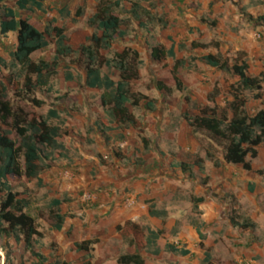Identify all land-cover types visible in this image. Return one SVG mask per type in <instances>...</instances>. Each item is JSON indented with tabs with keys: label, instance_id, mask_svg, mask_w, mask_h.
Listing matches in <instances>:
<instances>
[{
	"label": "crops",
	"instance_id": "obj_1",
	"mask_svg": "<svg viewBox=\"0 0 264 264\" xmlns=\"http://www.w3.org/2000/svg\"><path fill=\"white\" fill-rule=\"evenodd\" d=\"M132 1L140 2L143 8L158 18L162 17V13H169L168 7L172 8L174 2L164 0L165 9L152 11L145 6V2L150 0H124L121 7L125 12L131 9ZM191 1L194 0L186 3L189 5ZM232 1H235L239 11L235 24L241 26L234 41L242 40L243 36L251 40L263 37L264 40V28L251 25L243 15H263L264 1ZM82 3L79 7H83L84 15L78 17L75 13L77 24L83 23L79 18L87 16V20L94 14L97 0H82ZM185 5L182 12L177 10L169 14V22L166 19H163V23L154 20L149 25L153 28L151 35L129 15L116 12L117 16L126 19L123 26L126 36L114 43L113 51L131 48L139 53L142 62L139 69L141 83L146 75L155 78L168 68L171 74L175 59L185 60L178 76L188 84L182 82L184 92L176 90L175 100L165 88L159 91L160 84L150 88L152 91L149 93L136 90L154 100V108L149 110L148 101H142L133 110L137 122L135 128H120L110 122L100 105L101 91L86 86V71L82 65L85 60L82 58V64L79 63V56L63 59V68L57 70L59 86L54 92L52 83L44 86V94L53 92L57 97V106L51 110L58 112L56 120L62 121L60 127H68L65 131L70 136L67 140L60 137L64 154L59 155L58 163L51 164L45 182L41 177L38 182L47 185L51 197L46 209L50 226L45 233L39 228L42 237L38 240L36 252L49 261L57 257L69 264H118L119 256L138 254L144 264H264V177L259 174L257 164L252 162L256 159L251 161V171L226 164L223 155L217 158L218 165L215 166L206 158V150L201 149L197 137L182 117L188 108L182 99L184 94L203 108L195 93L199 87L203 90L205 86L199 83L197 87H192V79L188 78L201 80V74L207 69L232 80L230 85L236 82L229 75L193 60L206 54L202 48L191 49L193 43L202 42L191 38L188 44L182 40L176 41L172 36H159V31L176 28L179 23L187 34L194 31L191 27L195 23L197 26L207 24L213 30L219 28L220 24L213 20H209V24L203 22L204 19L208 21V16L202 15L204 9L195 4ZM64 12L57 10V15L61 16ZM51 21L65 29L56 17ZM211 22H215V26ZM87 28L86 40L82 45L88 43V37L93 32ZM243 28L246 32H242ZM132 31L137 34L135 41L130 36ZM12 34L2 38L7 39ZM14 35L17 45V36ZM155 43L163 44L167 50L172 49L175 59L155 62L150 50ZM216 44L220 51L218 42L209 45ZM251 48L246 62L249 73L256 76L264 73V41L254 43ZM208 52L215 53L216 50L210 47ZM225 56L231 58L230 54ZM110 72L111 78L116 81L117 73L113 69ZM103 73L109 74V70L104 69ZM229 86L223 83L221 88L223 106ZM204 103H207L205 99ZM62 130L63 127L61 134ZM71 143L75 148L73 154L68 152ZM262 149L264 147L260 148L258 158L262 155ZM195 155L203 160L201 169L190 158ZM103 156H110V162H103ZM182 164H190L191 171L185 172ZM53 201L60 202L59 214L63 218L60 230L55 229L54 220L49 215V206ZM31 216L39 224V216ZM127 222L138 225L145 235L148 229L163 233L155 244L148 245L144 239L142 249H139L132 236L124 237L118 230ZM2 240L5 245L6 241ZM83 242H89L87 251L75 247ZM9 244L11 249L22 248V252L26 251L23 245H17L12 240ZM3 245L0 246V264H6ZM167 246L188 251V254L171 253L167 251ZM155 249H158V253H151ZM26 254L31 256V264H47L40 262L29 251ZM22 263L17 261L15 264Z\"/></svg>",
	"mask_w": 264,
	"mask_h": 264
},
{
	"label": "trees",
	"instance_id": "obj_2",
	"mask_svg": "<svg viewBox=\"0 0 264 264\" xmlns=\"http://www.w3.org/2000/svg\"><path fill=\"white\" fill-rule=\"evenodd\" d=\"M8 0H0V36L7 37L14 33L17 36V45L10 51L9 58L0 57V75L8 72V83L11 84L17 100L30 102L40 107L43 102L32 96L36 90L44 91V86L49 79L56 75L57 70L63 65V59L76 55L79 63L86 71V86L101 91L100 105L111 123L120 128H135L137 122L133 110L139 107L142 101H148L147 108L152 110L154 100L136 91L141 84L139 73L142 65L139 53L131 48L121 52L113 51V45L126 34L123 26L126 19L117 16L116 12L129 15L138 26L147 34H153L154 20L163 23L162 17L151 14L150 10L143 8L138 1H132L131 9L126 11L121 7V0H97L94 14L87 18V26L93 30L88 37V43L78 48L67 44L65 29L57 26L54 21L46 24L39 23L32 18H18L14 8L6 4ZM48 0H17L16 7L20 11L29 13H46ZM76 15H84L83 7H78ZM245 19L255 27L264 28V14L253 17L243 14ZM209 24V20H203ZM215 26V22H211ZM55 45V54L51 62L40 60L34 62L32 55ZM213 47L216 52H208ZM202 48L206 54L194 61L229 75L236 82L229 86L225 105L219 107L200 108L198 103L183 95L187 111L183 119L191 127L194 135L204 134L215 143L223 152L226 164L240 166L245 171L252 170V160L259 156L260 148L264 147V73L251 75L249 66L243 54L229 58L215 46L193 43L191 49ZM151 57L157 63H163L168 58H174L172 49L167 50L161 43L150 46ZM185 60L174 61L173 75L175 86L181 93L184 87L178 76L179 69ZM109 70L104 74L103 70ZM112 69L117 73L115 81L110 76ZM159 91L164 86H158ZM8 86L0 83V238L6 241L2 250L7 255L6 264L12 262V251L9 242L12 240L17 245H23L26 251L36 256L40 262L47 264H69L55 257L51 261L36 252L38 240L42 237L38 222L27 213L30 200L23 197L20 189L24 187L23 181L32 183L40 182L44 174L55 161V152L63 150L60 142L61 127L51 124L58 119V112L50 110L46 118H29L24 111L8 98ZM259 103L260 108L252 114L248 109L249 97ZM63 101V98H60ZM206 158L215 166L218 162L215 155L206 151ZM203 160L197 159L194 165L201 169ZM185 172L191 171L190 164H182ZM60 202L53 201L49 206V215L54 220V227L61 229L63 218L59 214ZM124 237H133L139 249H142L143 240L146 244H155L163 233L148 229L145 232L136 224L127 222L118 228ZM89 242L76 244L78 250H88ZM167 251L175 254L186 255L188 251H179L173 246H167ZM151 253L157 254L158 249ZM1 259V256H0ZM118 264H144L143 258L138 254H124L118 257ZM23 264V263H22Z\"/></svg>",
	"mask_w": 264,
	"mask_h": 264
},
{
	"label": "rangeland",
	"instance_id": "obj_3",
	"mask_svg": "<svg viewBox=\"0 0 264 264\" xmlns=\"http://www.w3.org/2000/svg\"><path fill=\"white\" fill-rule=\"evenodd\" d=\"M16 1L17 0H8L6 2L7 5L10 7L14 8L17 14L18 18L22 17H29L34 19L35 21L39 23H45L51 20H55V17L57 20L62 22L60 25H63L66 30V36L68 38V44L71 46L77 48L84 41L86 40V30L87 25L85 23L86 17L84 18H79V21L83 22L82 24H77V20L75 17L76 9L79 6H82V0H48V10L46 13H41V12H35V13H29L25 11H20L16 7ZM122 2L124 0H121ZM188 0H174L173 5H171L172 8L168 7V12L165 14H161L162 18L167 20L169 22V14H174L177 10L179 12H182V6L183 4H186L185 6H190V4H195V6H199L204 11L202 12V15H207L208 20H213L215 22H218L219 28L217 30H213L211 27H209L207 24L201 26L200 24L197 26V24H192V30L194 29L191 35V33L187 34L186 29L183 28L182 24L179 23V25L176 28L170 27L169 30L163 32L159 31L158 34L161 38H165L167 36H172L176 41H184V42H189V40L195 39L198 40L199 42H202V44H210L214 42H218L221 46L220 52L225 54V55H231V58L236 57L238 54H243L245 57H243V60L249 59V54L252 52V46L254 43L260 44L263 40V37L261 39H255L251 40L249 38H244L243 36L242 40L238 39L237 41H234L233 38L238 34L237 31H240L239 27L241 28L240 24H235L237 19H238V8L235 4V1L232 0H194L191 1V3L188 5L186 2ZM261 0H257L259 2ZM264 1V0H263ZM201 2V3H199ZM161 3V4H160ZM87 2L84 4L85 6V13H87ZM197 4V5H196ZM127 6V4H126ZM145 6L150 8L152 11L156 10L157 8L160 9H165V4L164 0H150L145 2ZM153 6H156L153 8ZM167 6V5H166ZM57 10H65L61 16H58ZM72 10V11H71ZM89 14V13H88ZM159 16V15H158ZM76 24V25H75ZM237 30H234V29ZM251 31V30H249ZM242 32H246V30H242ZM250 34V32H247ZM133 38V41L136 40L137 34L132 31L131 35ZM167 40V38H166ZM187 42V43H188ZM189 44V43H188ZM16 45V38L15 35L12 34L10 37L7 39H4L0 36V57L4 59L9 58V53L15 48ZM209 45V46H210ZM55 53V46L52 45L49 48L38 51L32 55V60L34 62H38L40 60H44L47 62H51L53 60V56ZM262 58V57H259ZM264 58V57H263ZM167 65L171 66L169 63ZM166 65V66H167ZM63 68V67H61ZM61 70V69H59ZM170 68L165 70L162 75H158L155 78L146 77L144 78V81L136 88V90H139L140 92H146L149 93L152 91V87L159 84H162L166 91L168 92L171 97H173V100H175V95H176V86H175V81L173 78V75L169 73ZM57 75H54L52 78L49 79V82L53 84L54 89L53 92L58 88L59 82L57 80ZM8 72L4 71L0 75V83L3 82L8 86L9 92H8V98L11 99L17 107L21 108L26 115H28L29 118H32L33 116L37 118H46L48 116V112L52 109L55 108L56 104V96L53 94V92L50 95L44 94V91H40L41 89L36 90V93L32 98H35L38 101H42L43 104L38 107L35 104L24 102L21 100H17L16 97L14 96L13 89L11 87V84L8 83ZM187 79V78H185ZM188 79H192L190 84H192V87H197L199 83L202 84L204 87L203 90L200 89V87L197 89V94L195 93L196 98L202 103L203 107H219L223 108V93L221 92V88L223 83L225 86H229L230 83H232V80H229L228 78H225L222 76L220 73L216 72H209L207 69H204L203 75L201 74V80L200 79H194V77H190ZM188 81V80H187ZM183 82V81H182ZM188 84V82H183ZM187 92V91H186ZM46 95V97H45ZM173 95V96H172ZM250 94L248 95L249 97V102H248V109L250 112H253L254 110L259 109V105L252 101L250 99ZM166 97V96H165ZM204 99L207 101V103H204ZM61 120V119H60ZM62 121L59 120H52L50 123L51 124H58L60 125ZM63 127L62 134H61V139H69L70 136L68 135L69 132L65 131L67 130V126H61ZM196 139L199 141V144L201 146L202 150H209L211 153L215 155V158H221L222 157V149L219 148L215 143L210 141L204 134H198L196 135ZM63 143V142H62ZM73 143L70 144V152L73 154V148L72 146ZM262 155L258 159L252 161L253 163L255 162L258 167V172L260 175L264 177V149H262ZM55 161H52L51 164L53 163H58L60 160L59 155H63L64 153L62 150L56 151L55 153ZM192 160H197V156H190ZM110 156H103L102 161L105 163L110 162ZM48 172L47 170L42 176V180L47 179L48 177ZM22 187L20 189V192L23 193V197L30 200L32 203V207L27 210V213L33 216H39L40 219V227L43 233L48 231V228L50 226V222L48 220L47 216V204L50 199V190L47 187L46 184L38 183L37 181H34L32 183H27L26 181L22 182ZM4 244V241L0 239V246ZM12 251V257L11 260L12 262L10 264H15L17 261L21 262H26L30 264L32 263L31 256L29 254H26V251L23 250L22 248L19 249H11ZM4 259L7 260V255L6 253H3ZM17 260V261H16Z\"/></svg>",
	"mask_w": 264,
	"mask_h": 264
}]
</instances>
